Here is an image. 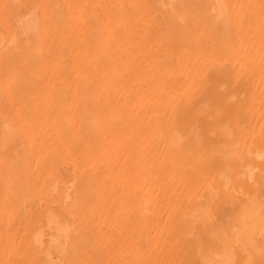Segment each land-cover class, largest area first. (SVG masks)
Masks as SVG:
<instances>
[{"label": "bare ground", "instance_id": "obj_1", "mask_svg": "<svg viewBox=\"0 0 264 264\" xmlns=\"http://www.w3.org/2000/svg\"><path fill=\"white\" fill-rule=\"evenodd\" d=\"M0 264H264V0H0Z\"/></svg>", "mask_w": 264, "mask_h": 264}]
</instances>
